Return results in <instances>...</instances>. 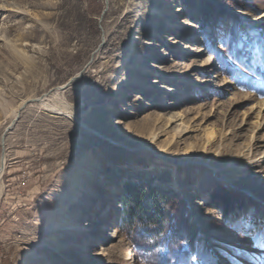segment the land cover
<instances>
[{"label":"rangeland","instance_id":"obj_1","mask_svg":"<svg viewBox=\"0 0 264 264\" xmlns=\"http://www.w3.org/2000/svg\"><path fill=\"white\" fill-rule=\"evenodd\" d=\"M263 14L264 0H0V264H144L119 227L143 183L185 202L168 215L183 250L203 236L217 264H264ZM234 24L252 57L228 75ZM218 190L242 195L234 213Z\"/></svg>","mask_w":264,"mask_h":264},{"label":"trees","instance_id":"obj_2","mask_svg":"<svg viewBox=\"0 0 264 264\" xmlns=\"http://www.w3.org/2000/svg\"><path fill=\"white\" fill-rule=\"evenodd\" d=\"M242 39L240 26L232 25L226 38L225 51L217 54L218 63L226 74L232 70L233 65L239 63L243 55L242 50L248 58L252 57L246 43L243 49H238L237 44ZM146 194L150 196L148 205L144 202ZM217 195L227 204L228 214L232 211L234 213L241 203L240 193L218 190ZM228 198L232 199L231 205ZM184 207L185 202L179 196H163L157 188L148 184H139L128 191L120 203L119 227L131 241L137 259L144 264H217L203 236L198 238L195 256H192L190 251L183 250L177 226L169 221L168 215L179 213ZM230 219L228 226L238 229L240 221Z\"/></svg>","mask_w":264,"mask_h":264},{"label":"bare ground","instance_id":"obj_3","mask_svg":"<svg viewBox=\"0 0 264 264\" xmlns=\"http://www.w3.org/2000/svg\"><path fill=\"white\" fill-rule=\"evenodd\" d=\"M180 12V8H177V9H174V10H171V13L170 15H177L178 13ZM166 21V20H165ZM264 23V14L259 18L258 22H257V25H260ZM177 28L180 29V30H187L190 28V25H188L186 22H180L178 25H177ZM135 46L132 48V50H135ZM81 77V74L77 75L76 77H73L71 79L70 82H68L67 84H65L64 86L62 87H58L55 89V93L54 94H47L41 98H39L38 100L39 101H49V97L53 98L54 95L55 96H58L60 94V92L66 90L71 84L77 82V80H79ZM58 98V97H57ZM38 100H35V101H31V102H38ZM61 100V99H60ZM28 101H24L22 102V104L19 106V109H18V114L17 116L12 120L11 124L7 127L8 129L12 126H14L15 122L18 120L19 118V113L22 111V109L25 108V105ZM62 102V101H60ZM52 103V102H51ZM66 104V103H65ZM64 103L63 104H55V103H52V106L55 108V110L59 111V112H62L68 116H71L73 117L76 122L80 123V120L79 118H77V113L75 112V110L73 111L69 106H66ZM264 105V104H263ZM74 109V108H73ZM169 122H172V120H169ZM209 139H208V144L214 139L213 137V133L210 132L209 135H208ZM155 140V136L152 137L150 140H148L147 142H145V144L143 145V149H147V148H150L151 144L154 142ZM5 165H6V156H4L1 160V165H0V201L2 199V196L4 194V183H3V175H4V171H5ZM64 217V215L62 213H57L55 218L60 220ZM261 221H257L256 223V226H259V223Z\"/></svg>","mask_w":264,"mask_h":264},{"label":"snow or ice","instance_id":"obj_4","mask_svg":"<svg viewBox=\"0 0 264 264\" xmlns=\"http://www.w3.org/2000/svg\"><path fill=\"white\" fill-rule=\"evenodd\" d=\"M245 226H246V228H248L249 230L251 229V225L250 224H248L247 222H245ZM260 246H262V247H264V242H261L260 243Z\"/></svg>","mask_w":264,"mask_h":264}]
</instances>
